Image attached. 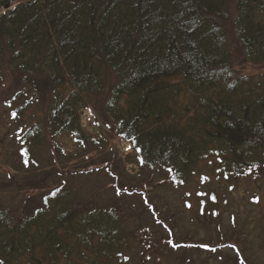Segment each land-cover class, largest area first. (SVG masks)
Instances as JSON below:
<instances>
[{
  "label": "trees",
  "instance_id": "trees-1",
  "mask_svg": "<svg viewBox=\"0 0 264 264\" xmlns=\"http://www.w3.org/2000/svg\"><path fill=\"white\" fill-rule=\"evenodd\" d=\"M9 82L20 89L7 104L15 120L38 104L46 114L18 133L19 155L6 149L10 165L18 170L22 157L37 169L49 152L58 163L50 158L47 167L72 166L31 172L10 189L16 203H0V264L162 257L153 249L168 235L152 228L168 214L131 228L112 184L91 195L73 186L81 171L122 187L113 140L132 142L142 175L165 172L179 186L212 158L229 166L221 171L230 190L240 176L259 179L264 166V0H0V92ZM84 108L92 131L82 125ZM11 186L0 181V193Z\"/></svg>",
  "mask_w": 264,
  "mask_h": 264
},
{
  "label": "rangeland",
  "instance_id": "rangeland-1",
  "mask_svg": "<svg viewBox=\"0 0 264 264\" xmlns=\"http://www.w3.org/2000/svg\"><path fill=\"white\" fill-rule=\"evenodd\" d=\"M259 70L255 68L252 71L258 73ZM4 89L7 91L6 93L0 92V165L3 166L5 172H3L4 176L0 177V181L4 184L12 181V186L0 193V203L8 205L15 202V200L12 201L14 192L10 189L15 184L19 185L20 182H24L29 177L26 174L39 172L43 169L44 173L49 169L56 170V167L63 169L64 166H56L57 158L49 152L45 154L46 159L38 165L37 169L39 170L28 169V164L22 157L18 170L15 169L14 163L10 165L11 159L6 158L10 154L9 151L19 155L18 148L21 146V141L18 133L25 130L32 122L44 124L46 114L45 106L38 104L39 106L25 113L23 120H15L14 109L10 111L7 104L12 106L11 96L20 89L17 84L12 82L4 85ZM5 99L8 100L6 103H4ZM83 118L84 123L90 122V112L84 111ZM89 126L91 125L89 124ZM89 128L91 129V127ZM60 141L70 155H77L79 148L74 140L63 137ZM113 143L115 144L112 146L115 153L111 154L113 163L115 159V165L122 172V187L116 186L115 183L106 184L104 183L105 179H96L98 175H94V173L80 174L81 171L76 172L78 175L73 176V186L78 190L82 188V192L79 190L81 194L91 195L97 190L100 192L109 190L112 184L117 196H112L111 200L113 203L119 204L122 208L121 212L129 216L125 223L126 225L128 223L131 228H147L155 219V215L159 220H165L163 217L168 214L164 224H158L152 228L159 236L168 235V239L164 240L162 246L158 245L153 249V251L161 252L162 257L150 259L149 264H264V166L259 171V179H255L253 174L249 177L240 176V179L231 183L230 190V183L223 179L221 171V169L223 171L225 169V167L222 168L223 163L212 158L203 161L188 181L177 186L165 172L159 175L153 174V178H148L146 172H143L142 175V168L133 157L134 152L127 150L129 145L119 139L113 140ZM106 149L108 148H105V151H107ZM65 150L64 154L66 155ZM80 155L78 156L80 157ZM50 158L55 164L51 166L48 163L50 167H47L46 164ZM76 165H80V163L76 162ZM70 166H72L71 162L64 169L70 171ZM227 167L224 172L229 173V166ZM109 178L106 180L109 181ZM149 179H151V183H156L153 187H151ZM95 184L100 186L95 187ZM131 193L135 194L130 195ZM17 197L15 196L16 199ZM209 209L212 211L211 214L208 213ZM165 226H172L175 237L169 235L168 228ZM185 234H196L195 242H187L190 245H195L194 247L173 245V249L169 246L176 244L177 241H182L181 237ZM159 236H155V245L160 244ZM139 242H141L140 238ZM218 244L221 247H218L217 250L207 249L208 246H219ZM147 254L150 256L149 253ZM181 259L184 260L183 263L180 261ZM147 261L145 260V262ZM119 264L124 263L120 262Z\"/></svg>",
  "mask_w": 264,
  "mask_h": 264
}]
</instances>
